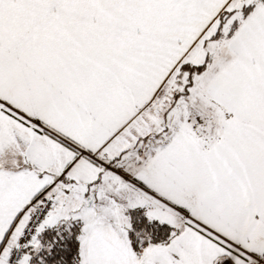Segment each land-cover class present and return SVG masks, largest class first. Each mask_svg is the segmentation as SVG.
I'll return each mask as SVG.
<instances>
[{
	"label": "snow or ice",
	"instance_id": "1",
	"mask_svg": "<svg viewBox=\"0 0 264 264\" xmlns=\"http://www.w3.org/2000/svg\"><path fill=\"white\" fill-rule=\"evenodd\" d=\"M0 264H264V0H0Z\"/></svg>",
	"mask_w": 264,
	"mask_h": 264
}]
</instances>
